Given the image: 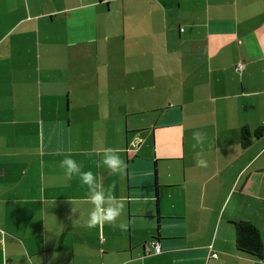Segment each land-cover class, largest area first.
Here are the masks:
<instances>
[{
    "label": "crops",
    "instance_id": "1",
    "mask_svg": "<svg viewBox=\"0 0 264 264\" xmlns=\"http://www.w3.org/2000/svg\"><path fill=\"white\" fill-rule=\"evenodd\" d=\"M69 153L124 202L115 226H84ZM0 233V264H264V0H0Z\"/></svg>",
    "mask_w": 264,
    "mask_h": 264
},
{
    "label": "clouds",
    "instance_id": "2",
    "mask_svg": "<svg viewBox=\"0 0 264 264\" xmlns=\"http://www.w3.org/2000/svg\"><path fill=\"white\" fill-rule=\"evenodd\" d=\"M192 138L196 141L193 148L198 145L202 147L206 140V134L197 131L193 133ZM99 155L101 158L96 162V167H106L111 174H120L124 171L125 162L116 149L104 148ZM201 155L202 153H197V156ZM197 166L207 167V162L204 159H197ZM82 167L83 165L73 159L70 153L60 162V168L64 169L66 180L78 176L82 185L87 188L86 201L92 207L84 226L88 229L102 228L105 224L115 226L124 213V202L117 198L111 189H105L101 178H98L92 171H82ZM145 199L147 198L145 197ZM70 203L73 205L72 213L75 214L78 209L75 207L74 202L70 201ZM119 227L123 229L125 225L121 223ZM2 235L3 233H0V236ZM159 252L160 249L157 248V253ZM142 261L143 257L137 256L126 260L125 264H142ZM28 264H30V260Z\"/></svg>",
    "mask_w": 264,
    "mask_h": 264
},
{
    "label": "trees",
    "instance_id": "3",
    "mask_svg": "<svg viewBox=\"0 0 264 264\" xmlns=\"http://www.w3.org/2000/svg\"><path fill=\"white\" fill-rule=\"evenodd\" d=\"M259 129L253 131L257 135ZM248 132L245 127L240 129V143L242 145L248 142ZM233 241L236 249L260 257L262 253V241L258 229L249 221L239 219L232 221Z\"/></svg>",
    "mask_w": 264,
    "mask_h": 264
},
{
    "label": "built area",
    "instance_id": "4",
    "mask_svg": "<svg viewBox=\"0 0 264 264\" xmlns=\"http://www.w3.org/2000/svg\"><path fill=\"white\" fill-rule=\"evenodd\" d=\"M240 66H241V63L236 64V68H240ZM151 245L153 246V250L156 252L157 248H159L158 244L153 241L151 242ZM211 255H215V252H212Z\"/></svg>",
    "mask_w": 264,
    "mask_h": 264
}]
</instances>
